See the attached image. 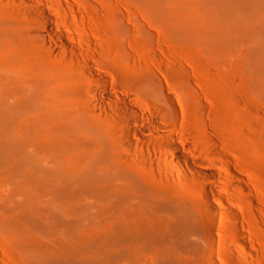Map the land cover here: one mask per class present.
<instances>
[{
  "label": "rangeland",
  "instance_id": "1",
  "mask_svg": "<svg viewBox=\"0 0 264 264\" xmlns=\"http://www.w3.org/2000/svg\"><path fill=\"white\" fill-rule=\"evenodd\" d=\"M25 1L0 0V19L32 24L46 2L59 28L78 39L81 52H71L90 54L112 90L117 83L136 89L158 75L176 103L157 105L167 109L163 130L221 178L184 171L179 183L171 174L176 167L165 163L177 161L170 147L154 156L122 150L131 180L118 175L87 189L70 177L46 190L40 179L13 170L0 138V264H60L63 251L62 264H264L263 20L235 7L227 14L205 0ZM38 29L48 33L42 24ZM52 60L73 64L62 55ZM9 64L0 56L5 109ZM36 139L28 150L41 162L53 152ZM205 195L220 207L217 216ZM121 252L128 256L116 257Z\"/></svg>",
  "mask_w": 264,
  "mask_h": 264
},
{
  "label": "bare ground",
  "instance_id": "2",
  "mask_svg": "<svg viewBox=\"0 0 264 264\" xmlns=\"http://www.w3.org/2000/svg\"><path fill=\"white\" fill-rule=\"evenodd\" d=\"M205 1L227 14L234 7L250 12L252 18L264 23V14L261 15L264 0ZM41 2L42 16L36 13L34 17V12L32 24L0 19V56L9 58L11 92L9 108L0 105V119H3L0 138L13 170L27 179H40L46 190L53 182H68L70 177L81 187L92 189L118 175L125 180L132 179L126 171L130 158L124 156L122 150L154 156L157 151L165 153L170 147L177 161L166 159L165 163L176 167L177 172L171 174L177 182H182L184 171L221 178L216 167H206L195 158L185 141L163 130L167 127L163 121L167 109L157 105L173 99L158 75L145 77L136 89L123 88L117 83L112 90L110 80L97 72L90 54L82 58L74 56L71 49L82 50L78 39L61 30L60 19L53 12L49 13L51 10L46 8V2ZM41 24L47 34L38 29ZM59 55L73 58V64L57 65L52 59ZM263 76L258 79L262 87ZM172 103L176 104L174 100ZM172 113L178 116V107H173ZM1 116L8 117L4 120ZM37 127L44 135H32ZM36 137L41 149L53 152L41 162L28 150ZM155 140H163L167 145ZM139 143L148 148L139 150ZM71 165L75 170L72 176ZM117 166L125 168L122 174L113 173L112 169ZM236 178L243 179L238 174ZM204 202L211 215L220 213V207L209 195H205ZM125 252L116 257L128 256ZM64 253L60 264L64 263ZM83 263L93 264L90 260H83Z\"/></svg>",
  "mask_w": 264,
  "mask_h": 264
}]
</instances>
